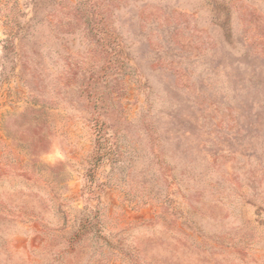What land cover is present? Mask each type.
I'll list each match as a JSON object with an SVG mask.
<instances>
[{
  "label": "rangeland",
  "instance_id": "obj_1",
  "mask_svg": "<svg viewBox=\"0 0 264 264\" xmlns=\"http://www.w3.org/2000/svg\"><path fill=\"white\" fill-rule=\"evenodd\" d=\"M0 264H264V0H0Z\"/></svg>",
  "mask_w": 264,
  "mask_h": 264
}]
</instances>
